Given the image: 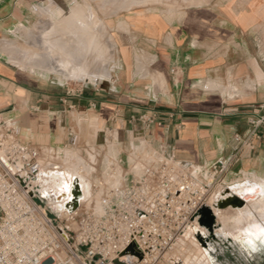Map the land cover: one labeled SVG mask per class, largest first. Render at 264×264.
<instances>
[{"label":"crops","instance_id":"obj_1","mask_svg":"<svg viewBox=\"0 0 264 264\" xmlns=\"http://www.w3.org/2000/svg\"><path fill=\"white\" fill-rule=\"evenodd\" d=\"M45 1L0 0V123L47 162L60 165L67 147H105L111 140L105 136L117 130L122 151L105 156L104 168L112 161L141 173L139 156L148 153L131 160L132 146L148 142L166 145L180 167L208 172L234 154L249 119L264 114V0L133 14L119 33L110 75L73 88L34 78L9 57L17 26ZM256 133L226 178L264 175V124ZM223 183L218 190H227Z\"/></svg>","mask_w":264,"mask_h":264},{"label":"built area","instance_id":"obj_2","mask_svg":"<svg viewBox=\"0 0 264 264\" xmlns=\"http://www.w3.org/2000/svg\"><path fill=\"white\" fill-rule=\"evenodd\" d=\"M249 123L247 134L235 137L234 154L218 159L208 172L180 167L161 145L139 156L141 173L113 166L93 182L99 207L82 203L72 211L55 208V191L44 171L59 164L47 162L38 148L16 140L0 123V264H158L199 209L225 192L216 178L251 146L264 114ZM65 216L68 224L62 222ZM131 245L139 254L128 250Z\"/></svg>","mask_w":264,"mask_h":264},{"label":"rangeland","instance_id":"obj_3","mask_svg":"<svg viewBox=\"0 0 264 264\" xmlns=\"http://www.w3.org/2000/svg\"><path fill=\"white\" fill-rule=\"evenodd\" d=\"M209 1L211 0H197V1H194V0H46L43 4L38 5L37 10H34L33 17L30 19L29 23H24L23 25H20L18 27V30L14 31L15 41L10 42V48L12 47L11 48L12 51H9V52H14V51L26 52L27 51L26 53L28 55H31L32 57L42 52L44 54L46 53L50 56V59L43 61V63L40 64L41 70L42 69L54 70L52 67H53V64H55V66L58 67V70L61 71V69L65 70L67 67H69L70 63L68 64L69 62L68 60L58 55L59 52H57L56 50V45L60 44L62 47V43L64 41L67 40L68 43L70 41L71 42L73 41L75 46H73V44H69L73 46V48L72 46L69 47L70 52H73V54H75L76 56L79 55L80 59H82L83 57L84 58L82 59L83 61L88 59L87 55H90L92 59L90 57L89 59L90 61H92L91 62L92 65L95 66L96 68L101 67V69L107 72V77H108L110 75L111 69H113V66L115 65L114 60L115 58H117L118 45L120 44L119 33L120 31H122V29H124V20H129L130 16H132L133 14H138L140 12L142 13L149 12L152 10L163 12L166 15H174L175 12L180 11L188 6L198 5V4H203V3L205 4V3H208ZM64 4L65 5L67 4L68 6L74 8L73 9L74 11H76L78 8L80 9V10L78 9V11H81V9L84 10L85 13L83 11L82 12L77 11V12L79 14L83 13L84 15H86L85 17L87 19L83 16L84 22H82L81 20H77L76 18H73L71 22L68 24L67 28L61 27L62 26L61 24H59L58 27L57 26L55 27L56 23L54 19H55L56 11L54 7H58L60 5L62 6ZM76 23H79V24L81 23V24L78 25ZM84 25L86 28L83 27ZM88 25H90V27H92L93 25L92 27L93 32L91 31V28L88 29L89 28ZM56 28H59L60 30L57 29L58 31L56 30V33H55ZM69 28L70 30H68ZM61 29L63 30L62 33H61ZM64 29H65V32H64ZM80 29H82V31H80ZM69 31L71 32V34L73 33L75 36H77L76 33L78 31V36L80 38L78 36H77L78 38L77 37L74 38L73 34L71 35ZM89 33H92V34H89ZM93 34L95 35L97 34L98 35L97 39L99 40L92 41L91 40L92 36L93 38L95 37V35ZM59 35L62 36L64 39L66 38L67 39L64 40L63 38H61L63 39V42L61 43L59 42L60 41ZM55 36L57 38H55ZM36 37L41 39L40 40L41 42H39L41 44L32 41L33 39L36 40L37 39ZM51 37H52V41L54 40L52 43H56L55 46L54 44L50 42ZM71 37H73L74 40L76 39L75 41L77 40L78 41L75 42L73 38ZM84 37L87 38L86 40L87 42L85 41L86 38ZM96 37L94 38V40L96 39ZM29 38H31V40ZM81 38L83 41H80ZM84 41L86 42L87 45L83 44ZM89 43L91 44L90 47L88 46ZM65 44L66 42L64 43V45ZM98 44L101 45L99 48H98ZM82 45L83 46L86 45L87 49L90 48L88 49V52L86 48L83 47ZM92 47L93 48L96 47L98 50L95 51L96 48L93 50ZM43 49H45V52ZM73 49L76 51H73ZM79 50H80V53L78 52ZM84 50H85V53H83ZM89 52H93L94 55L92 53L89 54ZM12 62H14V60H12ZM45 63H46V66L43 67V64L45 65ZM14 64H16L19 68L26 70V72L30 74L32 77L40 79L43 82L48 81L52 85L60 86L59 84H62L65 87L73 88V86L88 83L86 81H83L80 78H75V77H69L64 80H61L60 77H58V74L56 72H53L47 75L46 74L42 75L41 72L37 73V72L30 71V69L25 68L24 66H21L20 64H17L16 62H14ZM105 138H111V140L108 141L105 147H100V148L98 147L88 148L87 147L86 149L79 147L78 148L79 151L74 148H68V147L65 148L63 150V154L60 155L61 164L56 168L63 169L65 167H69L70 165H77L79 163V160H83L92 167L90 171L92 181L96 182L97 179H101L102 175L104 176L105 172L107 171L106 168L108 167V165L112 163V161L108 162L107 167L104 168L105 156H111L115 158L117 157L116 154L122 151L121 147H119V149L116 147V143H117L116 141L119 138V133L117 130L108 132V136H105ZM137 145H138L137 147H135L134 145L132 146V153L130 155L131 160L134 158L133 156H134L135 149H143V151L141 150L142 152H140L142 154H147L150 149H153L148 142H141ZM109 150L111 153H109ZM77 160H78V163L76 162ZM63 163H66L67 166L63 165ZM111 169H112V166L110 167V170ZM248 178L249 179H255V178L260 179L261 178V181H264V175H261L258 173L245 172V174L243 175L230 177V178H226L225 174L223 176H219L218 178H216L217 179L216 184L217 183L221 184V181H222L224 182L222 185L227 184L226 189L230 191L231 189H234V187H236L237 184L239 183L242 184ZM60 182L62 181L60 180L57 181V184H58L57 187L59 188L63 187V184H61ZM51 186H53V184ZM57 187L54 188V191H55L54 192V202H58L55 199L57 196L56 194L58 192ZM91 188L93 192H91L88 201L84 202V205H89L90 202L96 203L97 200L99 201L100 191L99 192L94 191L93 185ZM246 206L248 209L244 207L243 213L245 216L242 217L240 216L238 211L234 208L224 207V210H223L222 207H218V206L215 207L214 205H212L211 207L216 216V226L214 227V230L210 232L207 228L201 226L199 222L195 220L187 228L185 235L174 245L171 251L174 254H175V251L176 253L180 251L181 254L184 252L182 255H184L185 257L189 256V253L191 256L195 255L198 252L200 246L203 245L201 242H198L196 240L197 234H200V233L203 234V231H205L206 233L205 236L212 238V239L210 241H206V246H203V247L206 249L208 253H210L209 256L211 258V261L214 264H264V253H256V254L249 253L248 251H245L244 247H242V245H240L238 242L231 241L228 239V237L232 239L244 238L247 236L246 229L251 230V229H256L259 226H261L262 224L261 211L258 209H254L253 208L254 205L251 203ZM251 208H253L254 210H252ZM65 220H66V216L62 217V222H64V224H68L69 221L68 220L65 221ZM222 230L228 236H226L225 233H222ZM212 234H216L217 239L213 238L214 235L212 236ZM171 251L169 253H172ZM160 263L161 261L158 264Z\"/></svg>","mask_w":264,"mask_h":264},{"label":"bare ground","instance_id":"obj_4","mask_svg":"<svg viewBox=\"0 0 264 264\" xmlns=\"http://www.w3.org/2000/svg\"><path fill=\"white\" fill-rule=\"evenodd\" d=\"M54 8H55V11H56V15H55V19H54L55 23H56L55 27L56 26L58 27V25L61 24L62 25L61 27H66L67 28L68 24L71 22V20L73 18H76L77 20H81L82 22H84V17L86 15H84L83 13H81L82 15L78 13V12H82V11L84 12V10H82V9H81V11H78L79 8L78 9L76 8L77 10L74 11L73 10L74 8L68 6L67 4L66 5L64 4L62 6L60 5V6L54 7ZM76 24L80 25L81 23L80 24L76 23ZM84 24H86V23H84ZM20 25H23V24H20ZM20 25L17 26L15 31L18 30V27ZM69 27H71V26H69ZM83 27H85V25ZM88 27L87 28L88 29L91 28V31H92L93 25H92V27H90V25H88ZM59 28H60V26H59ZM59 28L55 29V33H56V30L59 29ZM72 28H74V27H72ZM68 30H70V28ZM68 30H66V31H68ZM62 31L63 30L61 29V33H62ZM78 31H77V33L75 32L77 34V36H78ZM80 31H82V29H80ZM64 32H65V29H64ZM58 33H60V32H58ZM70 34H71V32H70ZM82 34H83V32H82ZM89 34H92V33H89ZM93 35H95V34H93ZM56 36H55V38H57ZM73 36H74V38L77 37L74 34H73ZM64 37H65V35H64ZM95 37H96V39L94 40ZM95 37L93 38V36H92L91 40L92 41L99 40V39H97L98 38L97 34L95 35ZM59 38H60L59 42L62 43L64 38L62 36H60ZM61 38H63V39H61ZM71 38H73V37H71ZM74 38H73V40H74ZM84 38H86V37H84ZM29 39L31 40V38H29ZM66 39H64V40H66ZM40 40H41L40 38H37L36 40L33 39L32 41L39 43V42H41ZM86 40H87V38L85 39V41ZM53 41H52V37H51V41L50 42L52 43ZM77 41H75V42H77ZM80 41H83L82 38H81ZM85 41H84L83 44H86L87 41L86 42ZM65 42H66V44L64 45ZM72 42L70 41L68 43L67 40H66V41H64L62 43V47H61L60 44L56 45V50H57V52H59V54L58 53L57 54L60 55L62 58H65L66 60H68L69 61L68 64L70 63L69 67H67L65 70L61 69V71L58 70V67H56L55 64H53V67H52L54 70H52V69L51 70H44V69L41 70L40 64L43 63V61H46V60L50 59V56L48 54H46V53L44 54L43 52L39 53L38 55H35L34 57H32L31 55H28L26 53L27 51L26 52L14 51V52H10L9 57L12 60H14V62H16L17 64H20L21 66H24L25 68L30 69V71L37 72V73L41 72L42 75H45V74L47 75V74H51L53 72H56L58 74V77H60L61 80H64V79L69 78V77H75V78H80V79H82L83 81H86V82L97 83L102 78L107 77V72L106 71L101 69V67H97L96 68L95 66L92 65V63H91L92 61H90V59H89L90 55H87L88 59L85 58L86 60L83 61L82 59H84V58L81 55L80 56L82 57V59L79 58V55L76 56L75 54H73V52H70L69 47L72 46V45H69V44H73V46H75L74 42L73 43ZM97 43H99V42H97ZM39 44H41V43H39ZM52 44H54V46H55L56 43H52ZM78 44H79V42H78ZM93 44H94V42H93ZM86 45H84V46L82 45V46L85 47L87 52H88V49H90V48L87 49ZM90 45L91 44L89 43L88 46L90 47ZM73 46H72V48H73ZM96 46H97V44H96ZM100 46L101 45L98 44V48ZM11 48L9 47L10 51H12ZM95 48L96 47H94V48L92 47L93 50ZM45 49H43L44 52H45ZM80 50L78 51L79 53H80ZM96 50H98V49L96 48L95 51ZM73 51H76V50L73 49ZM74 53H76V52H74ZM83 53H85V50H84ZM91 53L93 54V52H89V54H91ZM86 54H88V53H86ZM45 66H46V63H45V65L43 64V67H45ZM261 79H263V78H261ZM137 146H135V147H137ZM141 150L143 151V149H135L134 150V155H135V153L139 154L140 152H142ZM76 162L78 163V160ZM63 165L67 166L66 163H63ZM111 166H112V163H110L108 165L107 169H110ZM91 168L92 167L87 162H85L83 160H79V163L77 165H70L69 167H65L63 169L55 168L54 170H49L50 178L48 179V181L51 183V185L53 184L52 187L53 188L57 187V185H58L57 181L58 180L62 181L60 183L63 184V187H60V188L57 187L58 192L56 194L57 196H56L55 199L58 202H55V204H54L55 208L60 209L62 211H64V210L72 211V210L77 209L79 206H81L82 203L84 204L85 201L86 202L88 201L91 192H93L92 188H91L92 184H93L92 177H91V174H90L91 173L90 172ZM117 180H119V179L117 178L116 181ZM94 181H96V180H94ZM229 192L232 195H235V196H238L239 198H242L245 202H244L243 206L235 207V206H231L230 205V206H227V207H231V208L236 209L238 211V213L240 214V216L244 217L245 215L243 213V209H244V207L247 208L246 205L251 203V204L254 205L253 206L254 209H258V210L261 211V213H262L261 214L262 224H261V226H259L256 229H251V230L250 229H246L247 236L244 237V238L232 239V238L228 237V239L231 240V241L238 242L240 245H242L244 248H246L249 252L256 251L258 249L264 248V239L258 238L260 229H264V181H261V178L260 179H256V178L255 179H249L248 178L242 184H240V183L237 184L236 187H234V189H231ZM96 206L99 207V201L98 200L96 201ZM253 208H251V209L254 210ZM223 210H224V208H223ZM65 214L67 215V212H65ZM222 233H225V232H223V230H222ZM203 235H206L205 231H203ZM225 235L228 236L226 233H225ZM196 240L198 242H200L198 237H197ZM249 241H251V243H249ZM194 252H195V250H194ZM182 254H181L180 251L177 252V253L175 251V254L173 252L169 253L163 260H161L160 264H214L211 261V258L209 256L208 252L206 251V249L203 247V245L200 246L198 252L195 255L191 256L190 253H189V256H191V257H189V256L185 257Z\"/></svg>","mask_w":264,"mask_h":264},{"label":"water","instance_id":"obj_5","mask_svg":"<svg viewBox=\"0 0 264 264\" xmlns=\"http://www.w3.org/2000/svg\"><path fill=\"white\" fill-rule=\"evenodd\" d=\"M244 200L242 198H239L238 196L232 195L229 190H225V192L220 196V198L213 203L214 206H218V207H227V206H243L244 205ZM199 222V224L205 228H207L210 232H212L214 230V227L216 226V216L213 212V209L210 205H203L196 217L194 218ZM198 239L200 240V242L203 244V246H206V242L205 240L207 239L205 235H203L202 233L197 234ZM243 247V246H242ZM129 251L139 254V252L135 249L134 245H131L128 248ZM245 251H248L246 248H244ZM249 252V251H248ZM249 253H264V248L262 249H258L256 251H251Z\"/></svg>","mask_w":264,"mask_h":264},{"label":"clouds","instance_id":"obj_6","mask_svg":"<svg viewBox=\"0 0 264 264\" xmlns=\"http://www.w3.org/2000/svg\"><path fill=\"white\" fill-rule=\"evenodd\" d=\"M258 238L264 239V232H262L261 229H260L259 237ZM249 243H251V241H249Z\"/></svg>","mask_w":264,"mask_h":264},{"label":"flooded vegetation","instance_id":"obj_7","mask_svg":"<svg viewBox=\"0 0 264 264\" xmlns=\"http://www.w3.org/2000/svg\"><path fill=\"white\" fill-rule=\"evenodd\" d=\"M214 235V237L213 238H216L217 236H216V234H212V236ZM207 239L205 240V242L206 241H210L212 238H209V237H206ZM217 239V238H216ZM208 254H210V253H208Z\"/></svg>","mask_w":264,"mask_h":264},{"label":"snow or ice","instance_id":"obj_8","mask_svg":"<svg viewBox=\"0 0 264 264\" xmlns=\"http://www.w3.org/2000/svg\"><path fill=\"white\" fill-rule=\"evenodd\" d=\"M262 232H264V229H261Z\"/></svg>","mask_w":264,"mask_h":264}]
</instances>
